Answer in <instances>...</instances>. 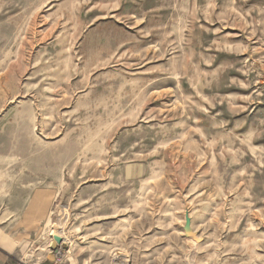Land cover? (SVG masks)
<instances>
[{"label": "rangeland", "instance_id": "1", "mask_svg": "<svg viewBox=\"0 0 264 264\" xmlns=\"http://www.w3.org/2000/svg\"><path fill=\"white\" fill-rule=\"evenodd\" d=\"M0 248L264 264V0H0Z\"/></svg>", "mask_w": 264, "mask_h": 264}, {"label": "crops", "instance_id": "2", "mask_svg": "<svg viewBox=\"0 0 264 264\" xmlns=\"http://www.w3.org/2000/svg\"><path fill=\"white\" fill-rule=\"evenodd\" d=\"M58 257H61V255H59ZM0 264H20V263L17 260H15L14 257L12 256L11 248H0Z\"/></svg>", "mask_w": 264, "mask_h": 264}, {"label": "water", "instance_id": "3", "mask_svg": "<svg viewBox=\"0 0 264 264\" xmlns=\"http://www.w3.org/2000/svg\"><path fill=\"white\" fill-rule=\"evenodd\" d=\"M189 229H190V219H189V216L186 215L185 216V223H184V226H183V230L185 232H188ZM61 242H62V240L60 238H57L55 241H52L50 246H51V248L55 249V248L58 247V245L61 244Z\"/></svg>", "mask_w": 264, "mask_h": 264}, {"label": "bare ground", "instance_id": "4", "mask_svg": "<svg viewBox=\"0 0 264 264\" xmlns=\"http://www.w3.org/2000/svg\"><path fill=\"white\" fill-rule=\"evenodd\" d=\"M172 108H173V107H172ZM61 231H62V230H61ZM57 234H58V233H57ZM67 237H68V236H67ZM57 238H60V239H61V238H62V239L64 238V239H65V237L57 236V237L54 238V241H55ZM64 239H63V240H64ZM66 239H67V238H66ZM66 239H65V240H66ZM63 240H62V242H64ZM62 242H61V243H62ZM51 243H52V242H51ZM59 246H60V245H58V247H59ZM58 247H57V248H58ZM63 252H64V251H63L62 249H58L57 252H56V256H57V257H58L59 255L62 256V255H63ZM64 254H65V252H64Z\"/></svg>", "mask_w": 264, "mask_h": 264}]
</instances>
